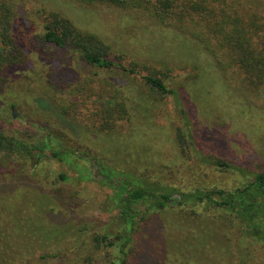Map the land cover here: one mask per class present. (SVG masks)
I'll return each mask as SVG.
<instances>
[{
	"label": "rangeland",
	"instance_id": "1",
	"mask_svg": "<svg viewBox=\"0 0 264 264\" xmlns=\"http://www.w3.org/2000/svg\"><path fill=\"white\" fill-rule=\"evenodd\" d=\"M14 1L13 36L26 52L27 62L0 83V131L15 138L32 134L34 143L50 131L51 142L60 138L73 152L68 163L52 158L49 152L36 150L29 155L16 147L11 151L9 143L3 145L0 236H13L16 245L11 241V245L0 244V255L9 257V262L3 259L0 264H121L117 245L108 244L119 228L118 210L109 202L111 189L98 181L100 166L104 175L110 169L134 177L144 174L148 180L181 191L232 188L242 182L236 173L205 164L200 157L207 153L264 167V87L249 92L232 69H219L212 55L189 34L162 25L142 11L113 5ZM255 1L259 6L247 7V11L264 14V0ZM43 10L58 12L81 30L95 33L113 52H122L124 63L136 60L168 68V86L185 89L189 101L183 107L170 97L152 103L145 98L138 76L98 70L74 55L34 44V34L42 31ZM52 68L59 72L57 76L67 77L57 79L61 83L56 89ZM83 78L92 79L95 89L97 79L105 78L123 87L130 120L100 131L103 116L96 118L93 113L104 99L99 100L97 93L86 105L80 104L71 120L58 118L53 108L41 102L63 98V90ZM67 93L65 97H70ZM177 133L187 141L188 134L194 133L185 155ZM62 173L66 180L60 178ZM209 207L173 203L148 220L151 215L145 202L136 204L140 213L147 209L148 221L138 222L135 250L132 244L125 246L133 252V264H264V247L243 239L235 226Z\"/></svg>",
	"mask_w": 264,
	"mask_h": 264
},
{
	"label": "trees",
	"instance_id": "2",
	"mask_svg": "<svg viewBox=\"0 0 264 264\" xmlns=\"http://www.w3.org/2000/svg\"><path fill=\"white\" fill-rule=\"evenodd\" d=\"M78 1L142 11L162 25L179 29L196 39L202 49L212 55L216 66L224 72L232 69L238 75L242 86L249 92L257 93L264 87V14L247 11V7L259 6L255 0H251V3H247L248 0ZM43 16L42 31L34 34L32 41L34 44L46 47L47 51L52 47L63 53L74 55L98 70L115 71L128 77L138 76L145 88L147 95L145 98L152 103L161 102L170 97L183 107L185 101H189L190 97L185 89L178 90L168 86L167 78L171 75L168 68H160L136 60L124 63L122 52H113L111 47L95 33L81 30L69 18L52 10H43ZM14 18L15 1L0 0V83L6 79L11 70L27 62L26 52L13 36ZM58 74L56 68H52L51 78L55 79L52 84L54 89H56L55 85L61 83L57 79L62 80L65 77L63 73L64 77L57 76ZM66 88L69 90H63L64 94H61L63 98L41 99V102L45 103L48 109L53 108L57 117L62 120L73 119L79 111L80 104L86 105L89 97L96 93L99 100L102 97L104 99L100 101L98 110L93 113L96 118L97 115L103 116V122L98 127L100 131H110L116 122L131 118L127 92L109 79H97V89L90 78H83L78 83L69 84ZM66 93L70 97H65ZM139 95L142 94L139 92ZM145 98L143 97L144 100ZM31 135L15 138L13 135L8 136L0 131V142L8 140L12 143L11 151L16 147L29 155L36 150L43 153L50 152L57 160L71 163L69 152L72 154L73 151L64 147L60 138L58 141L51 142L50 131H47L37 140V143H34ZM177 135L181 152L185 155L194 142V133L188 134V141L182 133ZM30 139L32 143H28ZM200 159L216 169L240 175L242 182L232 188L211 186L181 191L161 181L148 180L144 174L134 177L130 173L110 169V173L104 175L102 174L104 170L101 166L99 167L101 178L98 181L111 189L109 202L113 209L118 210L119 228L113 237H107L113 238L108 240L110 246L117 245L121 253V264H133L131 257L133 252L130 254L131 248L128 251L125 246L132 244L133 248L138 222H147L150 217L152 219L163 208L172 206L173 203L185 206L206 204L210 206L209 210L220 213L215 214L216 216L224 217L229 225L235 226L243 239L248 238L250 242H257L264 247V167L257 169L210 153L202 155ZM60 178L67 179L63 173L60 174ZM142 202H145L151 215L147 217L148 220L144 217L147 209L140 213L141 211L134 208L136 204ZM13 238V236L11 239V236L2 235L0 244L7 242L11 245L9 242L11 241L12 246H15L16 241ZM101 239H105V235ZM199 239L202 240V237ZM9 248L12 249L11 246ZM9 250L7 249L5 253L9 254ZM11 256H15V253L12 252ZM0 257V261L4 259L9 262V257L1 255Z\"/></svg>",
	"mask_w": 264,
	"mask_h": 264
},
{
	"label": "flooded vegetation",
	"instance_id": "3",
	"mask_svg": "<svg viewBox=\"0 0 264 264\" xmlns=\"http://www.w3.org/2000/svg\"><path fill=\"white\" fill-rule=\"evenodd\" d=\"M12 116H14V112L12 111ZM6 143H9L10 145H12V143H10V142H8V140H4V142H0V153L1 154H3L5 151L3 150V145L5 144L6 145ZM8 145V144H7ZM10 148V147H9ZM40 153V152H39ZM49 156H51L52 158H54L53 156H52V154L49 152Z\"/></svg>",
	"mask_w": 264,
	"mask_h": 264
}]
</instances>
